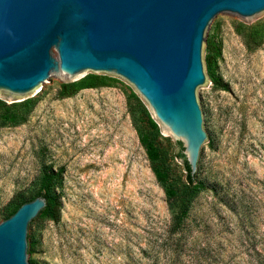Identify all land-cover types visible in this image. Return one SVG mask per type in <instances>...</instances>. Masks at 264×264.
Returning a JSON list of instances; mask_svg holds the SVG:
<instances>
[{
    "label": "rangeland",
    "instance_id": "rangeland-1",
    "mask_svg": "<svg viewBox=\"0 0 264 264\" xmlns=\"http://www.w3.org/2000/svg\"><path fill=\"white\" fill-rule=\"evenodd\" d=\"M263 22L223 18L208 36L218 53L198 107L211 139L195 170L206 189L176 233L128 109L141 125L143 110L156 121L131 85L103 74L107 86L58 98L66 82L49 77L25 98H0L34 101L22 124L0 127V210L42 168L60 172L58 217L32 226L31 263L264 264V42L248 50L234 29ZM156 126L181 180L180 148Z\"/></svg>",
    "mask_w": 264,
    "mask_h": 264
},
{
    "label": "water",
    "instance_id": "water-1",
    "mask_svg": "<svg viewBox=\"0 0 264 264\" xmlns=\"http://www.w3.org/2000/svg\"><path fill=\"white\" fill-rule=\"evenodd\" d=\"M263 16L264 0H0V98H25L49 77L117 76L179 143L192 175L211 139L198 107L207 37L223 18ZM43 206L35 197L0 221V264H32Z\"/></svg>",
    "mask_w": 264,
    "mask_h": 264
},
{
    "label": "trees",
    "instance_id": "trees-1",
    "mask_svg": "<svg viewBox=\"0 0 264 264\" xmlns=\"http://www.w3.org/2000/svg\"><path fill=\"white\" fill-rule=\"evenodd\" d=\"M238 35H240L244 46L248 50H252L264 42V22L258 23L251 27L236 26L234 27ZM218 53V48L214 45L211 37L206 41V54L204 67L209 74L211 72L214 55ZM110 78L103 75L86 74L77 81L66 82L59 85L57 90L58 98H67L76 94L82 89H96L105 87ZM216 84L215 81H212ZM222 87V86H219ZM34 101L25 99L21 102L5 104L0 101V127L17 126L22 124L32 108ZM132 126L137 134L138 143L143 149L148 168L152 173L155 182L161 189L164 196L166 210L170 216L169 231L176 233L193 200L206 189L205 182L197 178V173L192 175L189 173L187 164L180 154V150L176 154V158L181 160L182 170L184 172L181 180L170 174V165L165 152L159 146V133L156 123L143 110V125L135 119L133 111L128 109ZM179 146V143H177ZM180 148V146H179ZM60 172L42 168L33 182L32 189L24 194L12 198L1 210V221L9 217L21 204L29 202L35 197H41L44 200L46 208L43 220L55 222L58 217L59 200L55 192L59 183ZM41 209V210H42ZM32 230V227H31ZM33 245V233L31 232V252ZM33 264V263H32Z\"/></svg>",
    "mask_w": 264,
    "mask_h": 264
}]
</instances>
